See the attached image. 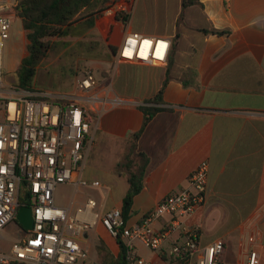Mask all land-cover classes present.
I'll return each mask as SVG.
<instances>
[{
  "label": "crops",
  "instance_id": "obj_1",
  "mask_svg": "<svg viewBox=\"0 0 264 264\" xmlns=\"http://www.w3.org/2000/svg\"><path fill=\"white\" fill-rule=\"evenodd\" d=\"M120 2L130 6L128 24L109 9L87 33L97 35L105 48L86 60L107 58L103 64L113 67L107 89L93 74L97 84L91 93L111 100L107 106L93 105L102 133L99 146L109 157L95 161L92 155L98 143L91 145L83 177L99 181L100 187L81 190L80 199L59 206L76 207L94 198L101 216L123 207L130 189L123 163L127 141L143 126L141 107L167 82L163 104L153 105L161 110L138 141L137 152L147 157L148 164L127 225L136 226L162 200L188 189L190 176L203 162L209 164L207 198L190 216H165L155 222L153 228L170 231L169 237L160 251L139 243V255L152 264H174V244L186 240V230H197L201 248L224 240L220 264H247L252 252L264 254V0H201L185 11L179 25L181 0ZM131 32L172 39L170 71L168 64L118 62V48ZM23 45H28L25 29ZM26 56L23 53L22 59ZM83 96L78 83L74 94L59 101H81ZM140 164L141 159L136 171ZM81 245L88 253L82 264H106L121 252L101 221L85 234Z\"/></svg>",
  "mask_w": 264,
  "mask_h": 264
},
{
  "label": "built area",
  "instance_id": "obj_2",
  "mask_svg": "<svg viewBox=\"0 0 264 264\" xmlns=\"http://www.w3.org/2000/svg\"><path fill=\"white\" fill-rule=\"evenodd\" d=\"M14 1L0 0V235L10 224L17 223L21 207L32 208L34 226L25 231L9 252L0 250V264L85 262L88 253L81 240L99 221L125 246V264H152L139 255L138 244L160 251L170 231H156L153 224L165 216H190L206 203L208 162L201 163L190 176L188 189L162 200L134 227L127 225L121 209H111L101 216L94 198L76 207L59 206L56 193L60 186H71L78 192L100 187L99 181L85 179L83 172L93 143L90 138L93 105L99 102L107 106L111 100L91 96L97 84L91 71L79 82L84 93L82 101L91 104L90 108L75 100L67 103L48 100L43 94L13 97L5 93L1 62L12 23L7 10L14 6ZM119 7L129 16V4ZM172 48L170 38L131 32L120 44L117 60L165 66ZM186 236L185 241L172 247L174 264H220L224 240L201 248L197 230H186ZM247 264H264V254L252 252Z\"/></svg>",
  "mask_w": 264,
  "mask_h": 264
},
{
  "label": "trees",
  "instance_id": "obj_3",
  "mask_svg": "<svg viewBox=\"0 0 264 264\" xmlns=\"http://www.w3.org/2000/svg\"><path fill=\"white\" fill-rule=\"evenodd\" d=\"M119 0H20L15 5L18 17L22 20L23 28L27 32L28 55L22 59L18 70V88L26 92H35L36 77L42 63L47 60L57 47L67 46L69 51L78 53L82 48L87 57H97L98 47L94 42L77 41L63 42L69 37L86 38L85 34L95 28L96 20L102 14L111 9ZM182 11L177 24L183 22L185 11L192 6L200 5L201 0H181ZM117 20L128 24L129 16L124 12H118ZM205 32H209L204 30ZM215 34H228V31H210ZM59 41V42H58ZM176 41V40H175ZM175 44L173 42V48ZM80 53V52H79ZM173 55L168 61V70L173 66ZM167 82L163 85L157 96L145 102L142 111L145 114L143 126L140 131L132 134L127 143V151L123 157V163L128 171L129 192L123 201L121 208L125 222L128 221L132 210L134 198L142 190L143 175L148 164L147 157L138 153V141L149 122L157 112L161 110L153 105L163 104V93ZM150 105V106H148ZM95 117V115H93ZM141 159L139 170H135ZM121 252L117 258L109 259L106 264H125L126 248L120 240Z\"/></svg>",
  "mask_w": 264,
  "mask_h": 264
},
{
  "label": "rangeland",
  "instance_id": "obj_4",
  "mask_svg": "<svg viewBox=\"0 0 264 264\" xmlns=\"http://www.w3.org/2000/svg\"><path fill=\"white\" fill-rule=\"evenodd\" d=\"M19 1L20 0L14 1V6L7 10V14L11 17L12 23L10 37L6 41L1 62V74L3 80L2 88L5 90V93L13 97H34L36 93L42 92V94H44L49 100H59L61 99V96L74 94L78 90V81L89 71L93 72L98 82H101L107 89L113 73V67L103 64V61L107 58L87 61L86 59H88V57L82 48L76 53V51H69L68 47L64 45L57 47L56 50L51 53L50 57L42 63L36 77L35 92L30 93L19 89L17 70L22 61L23 53H27L28 55L27 47L23 45L24 29L21 20L17 18L18 13L15 8V5H18ZM120 1L121 0L111 8L116 16L120 11V8L118 9L121 3ZM111 18L113 17H109V19ZM85 35V37L89 38V40L85 41L94 42L98 47L95 54L98 55L102 53V49L105 48L103 47L104 42L100 41L97 35H94V37L91 33H86ZM80 38H84V36ZM80 38L71 41V38L69 37L62 41L75 43L82 40ZM75 101L81 106L87 108L91 107V104L87 102L85 103L82 100ZM93 114L90 120V138H93L92 145L98 143V146L96 147L97 152L94 151L92 156L95 161H99L100 159H106L109 156L103 151V147L99 146V139L102 133L98 130V119H95ZM83 190L84 192H91L89 189ZM81 197V193H79L74 187L60 186L57 189L56 202L58 205L66 206L71 205L74 199H80ZM25 233V230L19 224H10L0 235V250L9 252L12 245L20 241ZM78 264H82V262H79Z\"/></svg>",
  "mask_w": 264,
  "mask_h": 264
},
{
  "label": "water",
  "instance_id": "obj_5",
  "mask_svg": "<svg viewBox=\"0 0 264 264\" xmlns=\"http://www.w3.org/2000/svg\"><path fill=\"white\" fill-rule=\"evenodd\" d=\"M17 223L25 230L28 231L34 226L33 210L31 207H21L17 214Z\"/></svg>",
  "mask_w": 264,
  "mask_h": 264
},
{
  "label": "snow or ice",
  "instance_id": "obj_6",
  "mask_svg": "<svg viewBox=\"0 0 264 264\" xmlns=\"http://www.w3.org/2000/svg\"><path fill=\"white\" fill-rule=\"evenodd\" d=\"M148 42L147 41H145V44H147ZM126 55L128 54L127 52L125 53Z\"/></svg>",
  "mask_w": 264,
  "mask_h": 264
}]
</instances>
